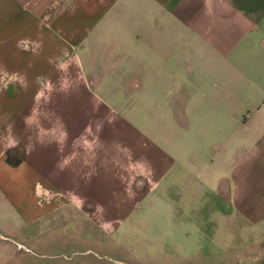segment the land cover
Here are the masks:
<instances>
[{
    "label": "crops",
    "instance_id": "obj_1",
    "mask_svg": "<svg viewBox=\"0 0 264 264\" xmlns=\"http://www.w3.org/2000/svg\"><path fill=\"white\" fill-rule=\"evenodd\" d=\"M0 121L36 176L30 195L9 173L0 190L25 252L50 243L40 229L111 235L150 197L186 214L206 194L224 231L258 226L264 0H0Z\"/></svg>",
    "mask_w": 264,
    "mask_h": 264
},
{
    "label": "rangeland",
    "instance_id": "obj_2",
    "mask_svg": "<svg viewBox=\"0 0 264 264\" xmlns=\"http://www.w3.org/2000/svg\"><path fill=\"white\" fill-rule=\"evenodd\" d=\"M44 86L49 91L48 84ZM90 90L99 97L104 96L100 88L91 84ZM40 92L43 95L39 89L38 94ZM41 110L46 112V109ZM32 112V105H27L22 119L26 128H32ZM5 122L0 121V190L4 191L7 186L4 174L9 173L12 178H20V184L14 183V189L30 195L36 176L29 164L20 159V144L16 138L9 137L8 126L14 125L13 121ZM14 122L20 124V120ZM235 154L233 160H239L240 156L235 158ZM160 201L150 197L146 206L138 203L140 208L122 217L117 229L108 236L93 228V233H88L86 238L88 227L84 226L82 236L72 241L62 237L77 236L71 229L59 234L52 229L42 234L40 229V242L50 243H42L31 253L20 246L16 234H9L7 226L1 225L7 222H3L0 215V264H20V255L28 258V264H256L258 256L264 254V218L257 226L247 225L235 216L234 221L231 219L232 226L227 223L224 231L225 217L212 212L215 208H224V201L204 194L200 200L190 201L186 214H168ZM215 229L222 231L215 236ZM229 234L231 240L226 239Z\"/></svg>",
    "mask_w": 264,
    "mask_h": 264
}]
</instances>
